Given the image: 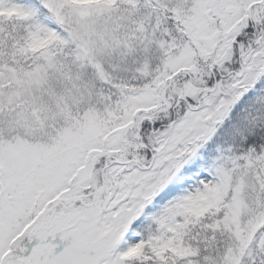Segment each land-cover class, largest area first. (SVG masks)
Masks as SVG:
<instances>
[{
    "label": "snow or ice",
    "instance_id": "obj_1",
    "mask_svg": "<svg viewBox=\"0 0 264 264\" xmlns=\"http://www.w3.org/2000/svg\"><path fill=\"white\" fill-rule=\"evenodd\" d=\"M0 264H264V0H0Z\"/></svg>",
    "mask_w": 264,
    "mask_h": 264
}]
</instances>
